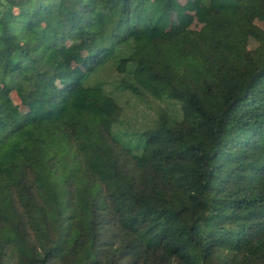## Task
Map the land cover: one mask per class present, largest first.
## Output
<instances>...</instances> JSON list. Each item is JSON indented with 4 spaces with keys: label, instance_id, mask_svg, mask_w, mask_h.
Returning a JSON list of instances; mask_svg holds the SVG:
<instances>
[{
    "label": "trees",
    "instance_id": "16d2710c",
    "mask_svg": "<svg viewBox=\"0 0 264 264\" xmlns=\"http://www.w3.org/2000/svg\"><path fill=\"white\" fill-rule=\"evenodd\" d=\"M199 3L165 37L153 0H0V264H264L259 8Z\"/></svg>",
    "mask_w": 264,
    "mask_h": 264
},
{
    "label": "rangeland",
    "instance_id": "374dc122",
    "mask_svg": "<svg viewBox=\"0 0 264 264\" xmlns=\"http://www.w3.org/2000/svg\"><path fill=\"white\" fill-rule=\"evenodd\" d=\"M153 2L158 11L157 27L165 37L175 36L182 29L199 30L205 24V11L200 6L199 0H171V2L153 0ZM251 2L259 8L254 22L261 32H255L249 38V48L256 49L264 43V0H251ZM55 27V23L51 21L42 25L39 31L44 32ZM47 40H52L50 35L47 36ZM24 46L28 47V44L25 43ZM62 56L66 59L68 68L66 74L57 80V85L60 87L72 82L75 77L84 74L83 63L88 53L80 50L79 43L68 41L63 49ZM110 72L108 73L110 74ZM1 92L2 88L0 86ZM6 107L12 113L25 114L28 111V108L22 105L15 92L11 93V101ZM132 118H134V115Z\"/></svg>",
    "mask_w": 264,
    "mask_h": 264
}]
</instances>
